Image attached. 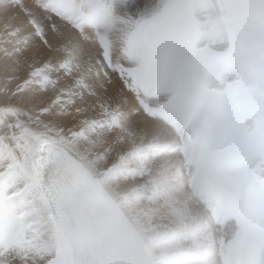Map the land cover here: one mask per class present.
<instances>
[{"label":"snow or ice","instance_id":"6c2138e0","mask_svg":"<svg viewBox=\"0 0 264 264\" xmlns=\"http://www.w3.org/2000/svg\"><path fill=\"white\" fill-rule=\"evenodd\" d=\"M0 17V264H264V0Z\"/></svg>","mask_w":264,"mask_h":264},{"label":"rangeland","instance_id":"374dc122","mask_svg":"<svg viewBox=\"0 0 264 264\" xmlns=\"http://www.w3.org/2000/svg\"><path fill=\"white\" fill-rule=\"evenodd\" d=\"M3 23H4V21H3V18H2V17H0V27H2V26H3Z\"/></svg>","mask_w":264,"mask_h":264}]
</instances>
